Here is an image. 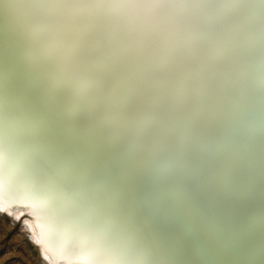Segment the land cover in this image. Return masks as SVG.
I'll list each match as a JSON object with an SVG mask.
<instances>
[{
	"label": "bare ground",
	"instance_id": "obj_1",
	"mask_svg": "<svg viewBox=\"0 0 264 264\" xmlns=\"http://www.w3.org/2000/svg\"><path fill=\"white\" fill-rule=\"evenodd\" d=\"M10 2L0 0V152L17 155L16 187H26L28 159L52 169L137 246L140 256L129 264H261L264 0H188L202 5L188 12L194 22L190 67L176 80L145 75L142 86L150 89L153 111L142 126L181 149L183 168L78 97L23 31L19 81L3 79ZM44 123L64 131L61 147L69 162L53 164L57 145L42 144ZM4 163L0 157V168ZM58 202L65 203L62 195ZM1 214L9 226L18 223L17 234L36 264H65L47 222L30 215L25 204L13 203Z\"/></svg>",
	"mask_w": 264,
	"mask_h": 264
},
{
	"label": "snow or ice",
	"instance_id": "obj_2",
	"mask_svg": "<svg viewBox=\"0 0 264 264\" xmlns=\"http://www.w3.org/2000/svg\"><path fill=\"white\" fill-rule=\"evenodd\" d=\"M201 6L188 0H11L7 7L12 29L4 38L3 79L19 81L23 31L43 50L50 70L78 97L183 168L181 149L161 143L142 126L153 111L150 89L142 85L147 73L176 80L190 67L194 22L188 12ZM64 141L62 129L45 124L42 144L57 145L53 164L71 159L67 148L61 147ZM0 157L5 161L0 168V211L23 203L30 215L45 220L65 264H129L140 256L128 237L91 202L78 199L52 169L28 159L23 165L26 187L21 190L16 187L20 178L15 151H2ZM192 167L205 176L204 169ZM61 195L64 204L58 202Z\"/></svg>",
	"mask_w": 264,
	"mask_h": 264
},
{
	"label": "rangeland",
	"instance_id": "obj_3",
	"mask_svg": "<svg viewBox=\"0 0 264 264\" xmlns=\"http://www.w3.org/2000/svg\"><path fill=\"white\" fill-rule=\"evenodd\" d=\"M11 229L0 220V264H36L21 237L17 233L8 235Z\"/></svg>",
	"mask_w": 264,
	"mask_h": 264
},
{
	"label": "water",
	"instance_id": "obj_4",
	"mask_svg": "<svg viewBox=\"0 0 264 264\" xmlns=\"http://www.w3.org/2000/svg\"><path fill=\"white\" fill-rule=\"evenodd\" d=\"M0 218H3L5 221H8L9 220V218L7 217V216H2V214L0 215ZM18 223H16V224H14V226H12V229L8 232V235H11V234H13V233H17L18 232ZM26 239V238H25ZM29 246H32L34 249V251H36V252H38V250H39V248H38V246L35 244V243H33V242H31V241H29V240H24ZM44 263H45V261H44Z\"/></svg>",
	"mask_w": 264,
	"mask_h": 264
}]
</instances>
